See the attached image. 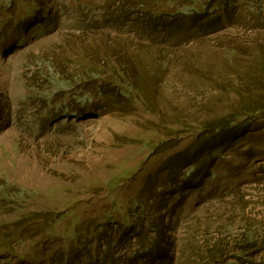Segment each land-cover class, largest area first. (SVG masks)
<instances>
[{
  "label": "rangeland",
  "instance_id": "rangeland-1",
  "mask_svg": "<svg viewBox=\"0 0 264 264\" xmlns=\"http://www.w3.org/2000/svg\"><path fill=\"white\" fill-rule=\"evenodd\" d=\"M52 1L56 27L0 34V264H61L83 225L129 207L120 264H160L145 242L165 264H264V118L187 183L226 118L264 114V0L172 20L138 0Z\"/></svg>",
  "mask_w": 264,
  "mask_h": 264
},
{
  "label": "trees",
  "instance_id": "trees-1",
  "mask_svg": "<svg viewBox=\"0 0 264 264\" xmlns=\"http://www.w3.org/2000/svg\"><path fill=\"white\" fill-rule=\"evenodd\" d=\"M182 3L184 9L177 8L178 3ZM52 0H0V34L3 38L8 36L16 38L19 42L26 39L32 29L39 27L40 30L48 28L54 21L56 27L57 21L55 20V13L53 12ZM138 5L142 9L138 14H142L144 17H167L168 19L177 17L179 13L188 15L203 12V11H219L227 10L233 5L230 0H138ZM232 3V4H231ZM22 8L20 15H15L14 11L17 7ZM121 20H128L132 15L123 9ZM28 18L34 19V26H28ZM99 17L96 21H100ZM125 20V21H126ZM132 21L137 26L142 24L145 20L138 17ZM118 22V20H117ZM1 102V101H0ZM0 106V113H1ZM3 118V117H2ZM264 118V114L255 116L253 112L249 111L246 115H239L238 117L230 120L226 118L227 123L225 129H215L218 132L214 139L217 140L216 144L208 152L207 150L199 156V161L195 165L202 164L193 173V178L188 180V189L199 187L204 185L207 178L210 177L212 169L216 162L222 158L228 150L240 144L248 135L252 126L260 119ZM204 133V132H203ZM203 135V134H200ZM226 151V152H225ZM203 172L202 175L200 173ZM192 179L198 180L196 185L193 184ZM148 180V179H147ZM145 181L143 189L148 185V181ZM175 219V218H174ZM60 220V216L53 218H47V229L54 223ZM138 221V215L129 207L126 217L122 221H116L111 219L99 220L93 223H88L85 228L84 225L78 232H76L75 246L68 253H63L60 258L61 264H69L70 259L74 258L78 252L83 249L87 250L88 258L85 264H120V258H118L117 249L122 247L127 242V236L134 229V223ZM105 240L103 242V237ZM0 242V246L4 245ZM155 243V242H154ZM160 244H149L145 242V249L153 248L156 253V258L159 257L157 263L165 264L168 261L169 250Z\"/></svg>",
  "mask_w": 264,
  "mask_h": 264
}]
</instances>
